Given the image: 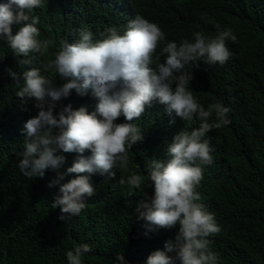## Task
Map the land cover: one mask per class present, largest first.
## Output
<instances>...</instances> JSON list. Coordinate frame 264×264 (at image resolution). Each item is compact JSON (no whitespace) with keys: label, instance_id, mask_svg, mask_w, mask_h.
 Returning a JSON list of instances; mask_svg holds the SVG:
<instances>
[{"label":"clouds","instance_id":"1","mask_svg":"<svg viewBox=\"0 0 264 264\" xmlns=\"http://www.w3.org/2000/svg\"><path fill=\"white\" fill-rule=\"evenodd\" d=\"M215 27L213 36L197 31L166 43L161 26L141 16L131 0H0V68L16 81L14 97L26 107L21 117L0 115V137L13 146L24 143L17 165L24 177H50L48 189L58 192L51 205L60 209V220L79 216L94 199L92 174L106 177H98L100 183L115 179L114 169L128 168L129 153L146 139L142 125H173L174 114L196 119L199 127L180 130L177 124L164 137L158 150L163 158L152 159L147 171L154 193H144L134 215L149 231L178 226L174 241L151 252L146 264H217L209 237L221 228L196 189L203 166L213 163L207 133L231 123L230 109L221 103L205 109L188 87L187 71L199 62L223 66L230 58L227 42L237 37L231 28ZM160 43L163 62L156 56ZM121 115L122 123H115ZM143 183L139 174L118 181L130 189ZM111 193L128 199L115 184ZM91 250L86 243L75 246L66 253L68 264H83ZM113 264L127 261L117 253Z\"/></svg>","mask_w":264,"mask_h":264},{"label":"trees","instance_id":"2","mask_svg":"<svg viewBox=\"0 0 264 264\" xmlns=\"http://www.w3.org/2000/svg\"><path fill=\"white\" fill-rule=\"evenodd\" d=\"M131 1L141 16L161 26L166 43L178 44L197 31L213 36L216 25L221 30L231 28L237 37L227 42L231 55L223 66L199 62L198 68L187 69L192 74L188 87L197 101L205 109L221 103L230 109L227 116L231 120L207 133L206 139L214 146L213 163L208 169L203 166L196 191L202 203H209L205 209L221 228L209 237L217 264H264V0ZM164 46L160 43L156 52L161 62ZM36 64L42 62L36 60ZM5 72L0 68V115L21 117L26 107L16 101V81ZM123 118L115 123H122ZM174 123L142 125L146 139L133 155L129 153L128 168L114 169L115 179L100 183L98 177H106L92 174L94 199L87 203L88 198L80 215L67 221L59 219L58 207L52 208L58 192L48 189L50 177L36 182L18 169L24 143L13 146L15 141L0 137V264H68L67 251L84 243L92 250L84 254L83 264H113L117 253L127 264H146L151 252L164 250L165 242L174 241L178 226L149 231L144 221L136 220L134 209L145 192L148 196L154 193L147 171L152 159L163 158L164 151L158 150L164 137L178 125L188 131L199 127L198 120L183 121L175 114ZM131 174L144 177L141 189L118 184L122 176ZM76 175H66L61 183ZM113 184L119 193L128 194L127 201L111 193ZM105 202L112 206L105 208Z\"/></svg>","mask_w":264,"mask_h":264}]
</instances>
